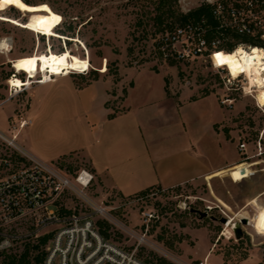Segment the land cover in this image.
<instances>
[{
	"label": "rangeland",
	"instance_id": "374dc122",
	"mask_svg": "<svg viewBox=\"0 0 264 264\" xmlns=\"http://www.w3.org/2000/svg\"><path fill=\"white\" fill-rule=\"evenodd\" d=\"M32 1L53 5L64 17V29L70 21L77 24L76 37L66 45L57 35L42 37L38 32L0 19V42L4 40L7 44L6 49H0V102L13 99L0 106V128L10 123L13 134L14 127L19 128L22 119L31 120L18 141L27 147L23 137H28L44 150V153L38 152L44 161L74 178L78 170L88 167L85 144L93 143L102 133L99 122L105 105L101 101L107 89L110 99L106 104L112 112L118 113L126 108L128 91L136 82L126 105L138 110V114L149 113L157 129L150 131L149 125L142 124L143 135L151 133V140H144L141 135L139 142L134 140V146L124 140V152L133 150L142 154L148 151L158 170L167 164L175 165L177 161L187 172L216 168L233 160L236 164L171 188L144 186L143 179L134 175L135 185L130 190L137 192L133 195L102 186L94 175L86 188L87 194L130 229L128 232L121 225L99 217L110 224V236L106 238L129 252L135 251L136 256L138 252L140 258H150L155 264H161L157 257L175 264H264V231L250 220L242 223L237 216L242 212L255 217L260 206L264 208V106L258 102L259 93L244 92L237 84H226L227 71H218L211 61L166 60L155 48L161 34V27L154 18L159 0ZM204 2L210 1L179 0L174 8L178 12H188ZM2 13L20 18L24 14L12 6ZM252 19L257 21V27L251 35L262 32L264 39L263 10ZM227 40V37L220 38V44L224 45ZM62 47L64 51L70 50L91 60L90 69L72 71L64 78L52 77H59L55 87L82 88L76 102H70L68 108L58 112L51 101L43 113L36 115L33 110L23 116L29 105L28 91L24 88L15 93L9 79L15 74L26 79L27 73H16L10 60L37 51H60ZM40 78L42 71L32 78L31 84ZM166 89L175 97L181 95L182 100L184 92L187 96L186 102L174 109L180 115L179 121L169 115L173 108L165 103ZM204 96L207 97L190 102ZM227 96L234 99L232 107L222 103ZM13 103L17 107V119L8 117ZM141 103L146 106L138 109ZM262 134L263 154L248 158L259 151L257 142ZM242 140L247 142L248 154L239 149ZM175 147L180 149L178 156H172ZM5 149L7 145L0 138V150ZM162 154L167 157L158 160L156 157ZM50 155L55 156L51 158ZM143 163L141 159V171L137 170V176L143 171ZM108 182L111 183L110 179ZM147 189L148 194L137 195ZM61 204L65 216L74 213L105 216L93 213L94 209L74 193L64 195ZM204 212L207 215H203ZM146 213L155 217L147 222ZM232 217L233 223L227 225ZM236 224L243 229V240L235 234ZM27 246L18 244L13 252L20 255ZM6 255L0 254V260Z\"/></svg>",
	"mask_w": 264,
	"mask_h": 264
},
{
	"label": "built area",
	"instance_id": "2783aa9c",
	"mask_svg": "<svg viewBox=\"0 0 264 264\" xmlns=\"http://www.w3.org/2000/svg\"><path fill=\"white\" fill-rule=\"evenodd\" d=\"M208 1L215 5L217 19V35L212 40L207 37L210 26L205 21L177 24L158 36L155 48L166 60L211 61L218 71H227L226 84H237L244 92L256 91L259 87L252 85L245 71L235 75L225 65H216L213 57L217 50H227L220 44V38H226L227 30L253 33L257 21L252 18L262 10L264 12V0H234L232 4H229L230 0ZM252 46L241 42L233 50L244 48L252 52ZM14 89L15 93H20L17 87ZM233 102L229 96L222 99V103L230 107ZM30 121L22 119L19 128L14 127L13 134L0 130V138L7 145V149L0 150V254H16L13 251L18 244L39 245L46 251L44 264H145L135 251L125 250L101 233L97 224L99 217L121 225L128 232L130 229L112 216L106 206L87 194L86 188L94 179L92 172L82 168L72 178L18 141L19 131ZM262 138L263 134L257 142L259 151L248 158L263 154ZM239 149L248 154L246 140L240 141ZM70 193L90 205L93 213L105 216L76 213L65 216L61 201ZM144 217L149 222L155 216L146 213ZM45 235L49 236L48 240L41 243Z\"/></svg>",
	"mask_w": 264,
	"mask_h": 264
},
{
	"label": "crops",
	"instance_id": "0c3cea01",
	"mask_svg": "<svg viewBox=\"0 0 264 264\" xmlns=\"http://www.w3.org/2000/svg\"><path fill=\"white\" fill-rule=\"evenodd\" d=\"M68 76V75H67ZM67 76H60L61 78L67 77ZM59 77L54 78L51 81L48 82H37L35 84H31L30 86H25V91H28L29 94V105L25 110V115L23 113V116H26L27 114L31 113L33 110H35L38 115V113L42 111L44 108L52 101V106H54L55 109H57L58 112L60 110H63L69 107L70 102L74 104L76 102V96L77 93L82 88H77L75 86H67L66 88H63V86L58 85L55 87V83L58 81ZM137 83L134 82V85L129 89L127 98L130 96V93L132 90L136 88ZM63 88V89H62ZM165 88L166 84H165ZM185 96L179 95L177 97L169 94L166 89L165 93V103L170 108V111L172 112L171 117H175L176 120H180V115L178 112H174L175 107L180 106L181 104H184L187 98L185 92L183 93ZM182 94V95H183ZM209 96V95H207ZM207 96L191 100L190 102L194 101L197 102L200 99H203ZM126 98V100H128ZM110 99V93L109 89H107L106 96L102 98L103 104L105 105V108L103 109V112L101 113L100 118V124L102 133H100L99 136H96L95 139H93V143H86L85 144V158L86 162L88 163V169L97 177V179L102 183H100L102 186H107L113 189H116L121 194H129L133 195L136 194L135 192H131V186L135 185V179L134 175L138 177L139 179H143L144 186H161L163 188H171L179 185H183L188 182H192L197 180L200 177H203L204 175L208 176L211 173H216L220 170H226L232 164H236L235 160L226 162L221 166H217L216 168H208V169H199L196 171L187 172L184 168L185 166H182L177 161L176 164H167L160 168V170L157 169L156 163H154L153 156L149 154V152H143L142 154L130 150L127 152L123 151L122 143L124 140H129L132 145L134 146V140L136 142H139L141 139H147L151 140L152 137L149 135H143V126L142 124H147L151 129L155 130L157 128L153 127V117H150L149 113H143L138 114V110H135L129 105H126L125 100V106L126 108L123 111H120L115 114L113 117H109L110 113H113L111 109L107 106V101ZM9 102H13V99H6L1 105H6ZM51 104V103H50ZM67 106V107H66ZM146 106L145 103L139 104L138 109H142V107ZM16 104L13 103L9 110H8V117L11 118L13 116L17 118L18 115L16 114ZM142 115V116H141ZM172 119L170 120L171 123ZM152 123V124H151ZM184 123V122H183ZM179 124V123H178ZM152 125V126H151ZM184 125V124H183ZM29 125H27L25 128H23L20 131V135L26 130V128ZM4 128H0L1 131L6 132L8 134H11L10 130V123H8L6 126H3ZM25 129V130H24ZM37 129V128H36ZM181 131V129H179ZM178 128H176V131H179ZM185 130L183 131V133ZM156 133V132H155ZM219 135V134H218ZM152 136V134H151ZM23 141L27 143L29 146L26 148L30 150L32 153L43 159L38 152L44 153V150L41 149L37 144L30 142L28 137H23ZM30 148V149H29ZM33 148V149H31ZM172 156L180 154L179 147H175L173 151H171ZM49 154V153H46ZM169 154V155H170ZM51 158H54L55 155H50ZM167 156L162 154L158 155L156 158L158 160L165 159ZM170 157V156H168ZM141 159H143V171L141 172L140 176H137V170L141 171L140 165H141ZM44 160V159H43ZM140 162V164H139ZM154 163V165H152ZM86 168V167H83ZM86 168V169H87ZM142 175V176H141ZM110 179L111 183L108 182V178ZM146 184V185H145ZM128 188V189H127ZM143 188V187H141ZM133 190V189H132ZM138 190V189H137ZM141 190V189H140Z\"/></svg>",
	"mask_w": 264,
	"mask_h": 264
},
{
	"label": "bare ground",
	"instance_id": "6f19581e",
	"mask_svg": "<svg viewBox=\"0 0 264 264\" xmlns=\"http://www.w3.org/2000/svg\"><path fill=\"white\" fill-rule=\"evenodd\" d=\"M14 6L24 12L22 17H14L4 14L6 9ZM0 19L18 24L31 31L44 35H60L55 31L57 25L62 21V15L54 10L48 2L27 3L24 0H0ZM6 41V39H5ZM6 42H0V49H6ZM253 51H246L244 48H238L236 52L227 50H217L214 55V61L217 65H225L236 75L245 71L252 85L259 87L256 91L259 93V104L264 106V47L252 46ZM8 52V51H7ZM16 73L26 72L27 78L22 79L18 74L9 79V83L18 90L31 85L32 78H35L42 71V80L38 82H48L53 80L54 76H67L72 71H84L90 69L91 60L87 57H81L72 53L70 50L57 53L50 51L48 53H39L17 57L10 60ZM258 204V203H257ZM237 216L247 218L256 223L259 230L264 231V208L260 206L259 213L255 217H250L242 212ZM234 218H230L227 225H231ZM226 232V231H225ZM228 233V232H227Z\"/></svg>",
	"mask_w": 264,
	"mask_h": 264
},
{
	"label": "trees",
	"instance_id": "16d2710c",
	"mask_svg": "<svg viewBox=\"0 0 264 264\" xmlns=\"http://www.w3.org/2000/svg\"><path fill=\"white\" fill-rule=\"evenodd\" d=\"M27 3H36L32 0H24ZM179 0H159V5L157 6V13L154 16L155 20L158 21L160 25L159 31L165 32L168 30L173 29L177 24H188L193 23L197 24L199 22L205 21L206 24L210 26L207 32V37L209 40H212L216 35V29L215 25L217 24V19L214 14V8L215 5L209 2H204L198 5L195 8L190 9L188 12H178L175 10L174 5L178 3ZM45 2V1H43ZM51 5V4H50ZM13 8H16L12 6ZM51 7L58 11L56 8H54L53 5ZM59 12V11H58ZM18 17V16H15ZM172 18V20L169 21V18ZM26 20V19H25ZM63 20L57 27L55 28V31L60 34L57 35L59 40L65 41L66 45H70L73 41V39L76 37V28L77 24L73 21H70L67 25L66 29L63 28ZM261 33L257 36H252L251 34L246 33H239L233 30H227L226 37L229 39L227 42L222 46L223 48L227 49L228 51H233V49L241 42L249 43L254 46H261L264 47V39L261 38ZM56 37V35H51V37ZM42 37H46L44 34H42ZM64 47L61 48L60 51H56L58 53H62L64 51ZM94 73H97L96 71H93ZM116 113H110L109 117L115 116ZM150 189V188H149ZM149 189L144 190L137 195H146L149 192ZM98 227L101 231V233L105 237L110 236V224L106 220H99L97 219ZM47 235L42 237L41 243H45L48 240ZM240 240H243L242 238ZM137 257H139L137 252ZM157 257V256H155ZM46 258V251L44 249H41L39 245H28L25 252L18 254H7L2 260H0V264H44ZM159 262L161 264H175L171 260H168L164 257H157ZM141 261H143L145 264H155L153 260L150 258H140Z\"/></svg>",
	"mask_w": 264,
	"mask_h": 264
},
{
	"label": "water",
	"instance_id": "95a60500",
	"mask_svg": "<svg viewBox=\"0 0 264 264\" xmlns=\"http://www.w3.org/2000/svg\"><path fill=\"white\" fill-rule=\"evenodd\" d=\"M203 215H207L206 212L202 213ZM223 222H226V219L223 218L222 220ZM249 220L247 218H242V223L246 224L248 223ZM234 230H235V234L237 236V238H241L243 235V229L241 228V226H238L237 224L234 226Z\"/></svg>",
	"mask_w": 264,
	"mask_h": 264
}]
</instances>
